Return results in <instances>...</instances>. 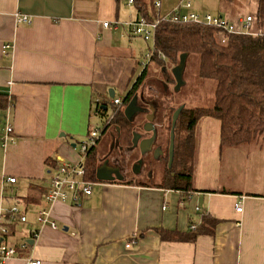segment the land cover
Segmentation results:
<instances>
[{"label": "crops", "instance_id": "0c3cea01", "mask_svg": "<svg viewBox=\"0 0 264 264\" xmlns=\"http://www.w3.org/2000/svg\"><path fill=\"white\" fill-rule=\"evenodd\" d=\"M159 1L161 14L189 1L181 12L235 22L250 15L257 26V0L254 14L245 15L237 14V0ZM18 14L29 21L17 23ZM138 16L128 0H0V95L7 99L0 107V213L18 203L27 221L6 240L29 244L3 264H264V190L195 186L192 176L195 190L186 198L169 188L103 181L78 204L46 202L51 162L78 161L76 145L93 128L96 101L109 89L124 95L144 65L149 42L112 27ZM6 124L13 140L2 145ZM42 207L56 228L36 223ZM203 214L218 221L212 235L194 241H164L154 230L191 231Z\"/></svg>", "mask_w": 264, "mask_h": 264}, {"label": "trees", "instance_id": "16d2710c", "mask_svg": "<svg viewBox=\"0 0 264 264\" xmlns=\"http://www.w3.org/2000/svg\"><path fill=\"white\" fill-rule=\"evenodd\" d=\"M154 1L132 0L139 14L138 17H144L149 22L157 21L153 41L149 46V50L152 51L150 63L156 65V69L159 68L167 82L171 79L168 73L169 67L178 63L180 54L185 53L187 57L189 54H197L199 76L214 79L216 82L214 100L211 107L181 106L173 129L171 151L168 147L171 165L165 166L158 182L150 184L137 180L133 182L134 180L130 178L111 182L169 188L180 191L181 196L186 198L195 190L192 187V176L195 150L198 145L197 126L204 118L210 117L218 121L221 148H238L258 141L264 143V0H257L255 14L257 26L254 31L251 28L249 33H228L221 28L203 23L171 20L164 17L165 14H161ZM147 66L148 64L130 89L120 97V104H112L110 116L107 114L108 108L106 110L102 108L97 114L105 121L103 127L99 128L100 133L96 143L82 156L85 180L94 183L103 182L96 178V170L102 163L97 155L96 146L105 131L111 129L114 132L115 127L120 129L118 135L120 145L118 148L117 145L112 146L113 156H115V148L126 149L127 152L131 147L129 138L132 137L133 124L126 119L123 109L148 77ZM6 105V97L0 95V107L4 108ZM141 106L145 107V104ZM174 111L170 114L171 117L169 116V133ZM51 163H53L51 167L57 166V163ZM165 163H167L166 158ZM217 221L209 214H203L199 227L191 231H168L163 228H154V230L164 241H194L198 235H212ZM16 225V223L9 225V236L14 235ZM28 247L29 244L19 251H26Z\"/></svg>", "mask_w": 264, "mask_h": 264}, {"label": "rangeland", "instance_id": "374dc122", "mask_svg": "<svg viewBox=\"0 0 264 264\" xmlns=\"http://www.w3.org/2000/svg\"><path fill=\"white\" fill-rule=\"evenodd\" d=\"M254 1L255 0H237V14L245 15L252 12L255 5ZM252 14L254 13L252 12ZM254 21L256 24V19ZM255 28L256 25L252 27V31H254ZM151 43L152 41L149 42L150 45ZM148 52L149 51H147V53ZM143 64L139 72L148 64V77L138 87L135 94L138 95V101H140L141 104H145V108L149 111L146 116L145 114L138 115V120L142 124L146 121V117L150 116V114L154 115L155 112L152 122L157 132V140L154 146L159 147L160 150H164L163 152L165 153V155L162 153L163 155L159 159L158 151L154 149L142 157L144 165L138 168V181L150 184L159 181L160 174H163L166 166L165 158L167 160L170 114L180 106L211 107L214 100L216 82L214 79H207L199 76V57L197 54H189L186 58L185 66L182 71L183 83L178 89L175 88L176 81L171 72L173 66H171V68L168 66L169 71H167L171 79L166 82L159 68L156 69V65L150 63L147 58H145ZM136 76L130 86H132L136 80ZM104 92L107 93L106 90ZM121 96H123V94H121ZM105 101L108 108L107 114L110 116L113 105L111 104V98L108 96V93L105 96ZM153 105H155V107ZM104 121L103 117L98 116L91 121V126L101 129ZM132 124L131 133L134 131L135 122L132 121ZM138 132L141 135L149 134H145L142 128H138ZM113 133L111 129L105 131L97 143V155L101 161L104 158V154L109 150ZM197 137L198 145L195 150L193 163L195 169L193 172V184L195 186L199 185L206 188L227 189L236 192H263L264 143L258 141L238 148H221L219 145V123L217 120L210 117L204 118L197 126ZM129 140L131 141V136ZM125 150L115 148L114 154L117 156V161L118 158H120V160L122 159L123 169L129 171L128 174L130 175L127 174L128 177L126 176L125 178L133 179L134 181H128L135 182L137 178L133 177L131 172L135 165L134 152L128 157ZM154 152L156 155H154ZM112 160L110 158V161ZM139 165L138 163V166ZM150 168H152V176H146Z\"/></svg>", "mask_w": 264, "mask_h": 264}, {"label": "built area", "instance_id": "2783aa9c", "mask_svg": "<svg viewBox=\"0 0 264 264\" xmlns=\"http://www.w3.org/2000/svg\"><path fill=\"white\" fill-rule=\"evenodd\" d=\"M128 3H132V0H128ZM154 5L159 7L160 1L155 0ZM189 1H180L179 4L172 9L164 17L171 20H180L182 22H195L203 23L206 25L221 28L228 33H249L251 31L252 16L247 15L243 19H239L237 22L231 21L217 14L205 13L197 14L194 12H181L182 8H190ZM29 19L25 15H16V22H28ZM157 21L149 22L144 17H138L135 20L118 22L114 21L112 27L116 29L118 26H122L130 33L140 36L144 41H153L154 29ZM104 27H109V22L104 21L102 23ZM9 44L3 45V49H7ZM152 51L146 55V58L150 60ZM103 101H96L95 114L101 111V105ZM120 97L111 98V104H120ZM101 104V105H100ZM12 127L10 124H6L4 132L2 134L1 144L6 145L13 139L10 136ZM99 128L93 127L87 135L76 146L79 152V159L77 162L72 161H57V166L49 169V187L45 193V200L50 205L54 201L71 202L78 204L83 199H86L92 192V186L94 182L87 181L83 178V155L86 151L96 143V139L99 136ZM7 181L13 183L15 178L8 177ZM234 209L236 212L241 211V205L239 202L235 203ZM6 212L7 216L4 215ZM27 221L26 215L18 206V203L11 205L7 209H4L0 213V264H3L6 259L14 256L19 249L23 250L27 247V241H23L20 244L9 242L6 238L10 235V224L25 223ZM36 223L39 225H49L52 228H56L54 220L50 219L49 210L46 207H42L37 211ZM195 227L190 226V230ZM37 229H31L30 234L35 237L37 235ZM24 264H41L39 259L27 258Z\"/></svg>", "mask_w": 264, "mask_h": 264}, {"label": "water", "instance_id": "95a60500", "mask_svg": "<svg viewBox=\"0 0 264 264\" xmlns=\"http://www.w3.org/2000/svg\"><path fill=\"white\" fill-rule=\"evenodd\" d=\"M186 57H187V55L185 53L180 54L178 63L175 66H173L172 70H171V72L175 78V81H176V85H175L176 89H178L180 87V85L183 83L182 82V71H183L184 66H185ZM108 96L110 98L114 97V91L112 89L108 90ZM136 101H137V96L133 95L123 109V114L126 117V119L129 121L133 120V116L136 113V109H137ZM102 104H103L102 108L106 110L107 109L106 101H103ZM180 109H181V106L178 107L172 115L171 130L169 133V150L170 151H171L172 146H173V129H174L175 121H176V118H177V115H178V112ZM142 112H145L144 108H142L138 105V114H140ZM152 118H153V114H150V116L146 117V123L143 125V129L146 132L152 131V136L150 138L143 139L140 141L139 146H140L141 152L143 154L151 151L152 145L156 139V130H155V127L151 121ZM132 137H133L132 143L134 144V138H135L134 134ZM156 149L158 151V154L162 153V150H158L159 147H156ZM154 155H156L155 152H154ZM133 171H135L134 167H133ZM96 178L100 181H105V182H111L114 180H122V176L120 175V172L118 171V169L108 167V166H106L105 163L97 168Z\"/></svg>", "mask_w": 264, "mask_h": 264}, {"label": "flooded vegetation", "instance_id": "af4514ba", "mask_svg": "<svg viewBox=\"0 0 264 264\" xmlns=\"http://www.w3.org/2000/svg\"><path fill=\"white\" fill-rule=\"evenodd\" d=\"M137 96V101H136V107H137V109H136V113H135V115L133 116V120L132 121H134L135 122V125H134V131L132 132V136H133V134H134V136H135V138H134V144L132 143V140H133V137H131V147H129V149H128V151L126 152L128 155V157L131 155V153L132 152H134V160H135V165L133 166L134 167V170L135 171H133V168H132V170H131V172H132V175H133V177H135V178H137V181H138V173H139V167L141 166V165H144V163H143V159H142V157L145 155V154H147V153H149V152H146L145 154H143L142 152H141V149H140V141L141 140H143V139H148V138H150L151 136H152V131H148V132H146L144 129H143V125L146 123V121L144 122V123H142L141 124V122L138 120V115H140V114H145V116L148 114V109H146L145 107H143V106H141V105H143V104H141L140 103V101H138V95H136ZM138 105L140 106V107H142V108H144L145 109V112H142V113H140V114H138ZM154 120V115H153V118H152V120L151 121H153ZM153 123V122H152ZM154 125V124H153ZM142 126V127H141ZM155 127V126H154ZM138 128H142V130L144 131V133L145 134H147V133H149V134H147V135H141L139 132H138ZM119 133H120V129L118 128V127H115V130H114V134H113V138H112V142H111V145H110V147H109V150H108V152H106L105 154H104V158L102 159V163H101V165H103L104 163L106 164V166H108V167H112V168H117L118 169V171L120 172V175L122 176V178H125V176H127L128 177V175H130V174H128V172L129 171H125V169H123V164H122V159L120 160V158H118V161H117V157L116 156H112V154H111V151H112V146L113 145H117L116 147L118 148L119 146L118 145H120L119 144V137H118V135H119ZM156 137H157V132H156ZM113 139H114V141H113ZM156 140H157V138L155 139V142H156ZM115 142V144H113ZM155 142L153 143V145H152V149H151V151H153L154 149H156V146H154L155 145ZM168 147H169V142H168ZM168 147H167V163L165 164L166 165V167L168 166H170L169 164H171V160H170V157H169V150H168ZM158 150H160V149H158ZM164 150H162V153L165 155V153L163 152ZM162 153H160V154H158V157H159V159L161 158V156L163 155ZM110 154V155H109ZM139 157V158H138ZM110 158H111V160L112 161H110ZM116 159V160H115ZM138 163L140 164L139 166H138ZM100 165V166H101ZM152 168H150V170L148 171V175H146V176H152ZM128 174V175H127ZM163 175V174H162ZM161 174H160V177H159V179L161 178V176H162ZM140 182V181H139ZM154 183V182H153Z\"/></svg>", "mask_w": 264, "mask_h": 264}, {"label": "bare ground", "instance_id": "6f19581e", "mask_svg": "<svg viewBox=\"0 0 264 264\" xmlns=\"http://www.w3.org/2000/svg\"><path fill=\"white\" fill-rule=\"evenodd\" d=\"M150 52H151V50H149V52H148V53H150ZM148 53H147V54H148Z\"/></svg>", "mask_w": 264, "mask_h": 264}]
</instances>
